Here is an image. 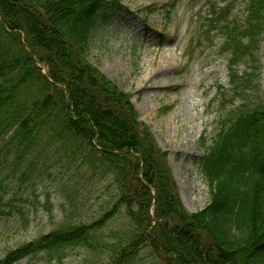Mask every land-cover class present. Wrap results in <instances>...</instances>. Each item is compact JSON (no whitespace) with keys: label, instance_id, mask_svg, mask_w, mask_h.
<instances>
[{"label":"trees","instance_id":"16d2710c","mask_svg":"<svg viewBox=\"0 0 264 264\" xmlns=\"http://www.w3.org/2000/svg\"><path fill=\"white\" fill-rule=\"evenodd\" d=\"M104 1L0 0V174L24 180L53 161L116 192L90 223L63 224L9 250L0 264L39 253L61 264L74 246L84 247L87 264H140L146 256L151 264H264V100L227 111L203 143L197 162L210 197L187 211L167 153L138 121L131 95L87 59ZM219 1L224 6H209L203 33L211 43L214 32L223 38L219 51L235 89L230 100L219 94L227 109L245 91L235 68L254 59L264 0H247L243 24L229 20L237 0ZM119 215L123 227L107 233Z\"/></svg>","mask_w":264,"mask_h":264},{"label":"rangeland","instance_id":"374dc122","mask_svg":"<svg viewBox=\"0 0 264 264\" xmlns=\"http://www.w3.org/2000/svg\"><path fill=\"white\" fill-rule=\"evenodd\" d=\"M171 1L105 0L101 9L104 19L93 35L87 59L131 95L138 121L167 153L183 206L196 212L210 197L197 162L204 147L211 143L227 111L264 100V28L254 59L245 57L235 68L236 76L245 80L239 84L246 86L242 97L237 96L231 107L223 109L219 94L230 100L235 91L226 57L219 51L223 38L214 32L211 43L203 31L209 6L215 3L221 9L224 3L182 0L169 9ZM246 6L247 0H237L229 20L243 24ZM151 85L161 86L148 90ZM45 166L37 174L36 165L24 180L18 179V173L0 174V260L9 250L63 224L90 223L116 193L108 181H90L64 163L50 161ZM124 223V217L117 216L107 226V233ZM63 254L61 264H87L90 260L81 246L67 248ZM142 254L146 256L148 251ZM151 263L146 256L140 264ZM14 264L49 263L45 254L39 253Z\"/></svg>","mask_w":264,"mask_h":264},{"label":"bare ground","instance_id":"6f19581e","mask_svg":"<svg viewBox=\"0 0 264 264\" xmlns=\"http://www.w3.org/2000/svg\"><path fill=\"white\" fill-rule=\"evenodd\" d=\"M161 86V85H160ZM160 86H153V85H151L150 87H148L149 89L148 90H150V89H155V88H159Z\"/></svg>","mask_w":264,"mask_h":264}]
</instances>
